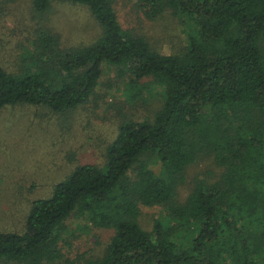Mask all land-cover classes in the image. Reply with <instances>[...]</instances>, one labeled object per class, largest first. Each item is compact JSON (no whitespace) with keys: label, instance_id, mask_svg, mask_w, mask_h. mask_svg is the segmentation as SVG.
Segmentation results:
<instances>
[{"label":"trees","instance_id":"obj_1","mask_svg":"<svg viewBox=\"0 0 264 264\" xmlns=\"http://www.w3.org/2000/svg\"><path fill=\"white\" fill-rule=\"evenodd\" d=\"M15 1L0 0V18ZM53 1L33 0V10L45 14ZM69 1L89 7L100 35L64 48L40 27L17 71L0 64V112L76 109L96 97L104 64L130 76V97L150 79L161 103L152 117L121 123L103 163L77 165L33 200L23 231L0 229V264H61L73 216L113 231L87 264H264V0H137L148 19L171 10L188 24V44L173 54L124 29L118 0ZM205 156L222 173L196 179L181 202L186 169ZM141 205L166 212L151 230Z\"/></svg>","mask_w":264,"mask_h":264},{"label":"rangeland","instance_id":"obj_2","mask_svg":"<svg viewBox=\"0 0 264 264\" xmlns=\"http://www.w3.org/2000/svg\"><path fill=\"white\" fill-rule=\"evenodd\" d=\"M115 10L121 26L144 36L155 50L173 54L186 48L189 26L171 10L148 19L137 0H118ZM40 27L58 35L64 48L90 45L101 33L87 5L54 0L47 13L38 14L33 0H16L0 18V64L8 71H17L22 54L32 48ZM130 79L128 74L120 75L118 67L104 64L97 95L89 103L62 113L35 105L9 106L0 112L1 230L23 231L33 200L49 197L54 185L77 165L103 163L123 121L154 115L162 89L150 79L141 80L140 96L134 93L138 98L130 97V91L136 90L128 85ZM222 171L212 156L203 157L186 169L177 198L185 201L196 179L213 182ZM164 213L162 207L141 205L140 222L151 230ZM86 224L74 216L67 220L70 232L64 234L61 264H87L103 256L113 231L90 229Z\"/></svg>","mask_w":264,"mask_h":264}]
</instances>
